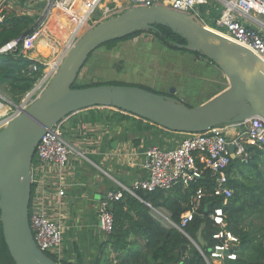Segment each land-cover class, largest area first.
<instances>
[{"label": "water", "instance_id": "water-1", "mask_svg": "<svg viewBox=\"0 0 264 264\" xmlns=\"http://www.w3.org/2000/svg\"><path fill=\"white\" fill-rule=\"evenodd\" d=\"M153 24L167 26L181 35L186 43H175V47L201 53L221 70L228 85L196 106L138 86L72 87L95 49L133 32L151 29ZM170 93L175 89L171 88ZM91 107L120 109L182 133L204 132L253 116L264 120V63L247 47L202 25L190 14L163 5L128 7L87 28L66 47L42 91L0 128V225L15 264H61L38 248L30 229V167L35 146L46 128ZM195 249L192 243L182 263L193 264Z\"/></svg>", "mask_w": 264, "mask_h": 264}, {"label": "built area", "instance_id": "built-area-1", "mask_svg": "<svg viewBox=\"0 0 264 264\" xmlns=\"http://www.w3.org/2000/svg\"><path fill=\"white\" fill-rule=\"evenodd\" d=\"M12 1L15 0H0V23L5 16L1 11L3 5ZM30 1L44 3L42 21L55 9L67 11L73 6L79 9L85 7L84 12L79 14V20L76 19L75 31L69 36L67 46L79 36L80 30L82 32L85 26L93 21L97 23L108 15H117L128 7L163 5L190 14L202 25L247 47L264 63V0H218L221 8L214 7L218 14L212 26H208L197 11V7L207 5L208 0H127L126 3L122 0ZM248 23H253L255 26ZM27 38L28 36L18 37L7 41L0 46V54L16 53L20 49L19 54L28 58L25 53ZM61 55L47 62L39 60L43 69L31 89L18 102H14L10 96L0 91V128L11 117L23 112L42 91ZM37 71L38 64L33 62L22 70V73L30 76ZM59 122L46 128L35 146L30 167L32 190L29 203V225L34 241L42 252L53 255L57 262L64 259L62 245L65 229L63 220L66 214L64 211L66 170L69 159L74 153L83 156L64 138ZM232 129L234 133L231 134ZM262 144H264V120L259 116L238 123L217 125L204 132L184 133L174 147L148 146L144 151V167L148 176L133 181L130 188L123 187V189L137 196L136 191L166 190L177 183L189 185L203 178L207 173L211 187L199 186L195 189L191 197V207L181 214L179 223L173 222L168 213L166 215L167 225L164 226L176 228L184 233L183 228L193 219L205 198L217 197L222 199V205L228 203L233 195L227 173L232 159L238 158L242 164H248L252 160L251 148ZM230 147H233V151H230ZM121 197L120 190L110 192L99 203L97 214L99 227L106 235L110 234L113 224V212L109 207V200H118ZM146 204L158 216L161 215V211L157 208ZM225 215L222 206L214 207L209 214V219L216 229L211 234L214 244L207 252L192 242L206 264H213L212 261L216 259L237 258L239 238L228 229Z\"/></svg>", "mask_w": 264, "mask_h": 264}, {"label": "trees", "instance_id": "trees-1", "mask_svg": "<svg viewBox=\"0 0 264 264\" xmlns=\"http://www.w3.org/2000/svg\"><path fill=\"white\" fill-rule=\"evenodd\" d=\"M23 1L27 0H20V2ZM2 14L5 16L0 23V46L11 39L29 36L35 29L39 28V23L34 21L33 16L15 15V13L6 14L5 11H2ZM143 31L152 33L169 48L183 50L205 58L199 52H191L175 47V43H186V41L181 35L160 24H153L151 29L136 31L126 37L106 42L103 45L111 46L120 40L134 37ZM19 50L16 53L0 54V88L8 92L14 102H18L31 89L43 69V65L39 61L22 56L19 54ZM33 62L38 64V71L30 76L24 75L22 70ZM97 84L99 83L80 82L77 77L72 87L82 88ZM84 111L83 119L85 121L102 123L110 128L126 121L129 124L124 129L130 132L147 131L152 124L146 119L111 107H91ZM256 156L257 154H252L247 177L253 167L257 166ZM239 164L238 158L232 159L227 173L231 166ZM256 176L260 175L257 173ZM199 186L211 187L207 173L203 178L197 179L189 185L177 183L166 190L137 191L136 194L142 201L151 206L166 210L170 219L175 223H179L181 214L190 209L191 197ZM233 187L235 191H233V195L226 205H222V199L220 198H205L199 210L194 214L193 219L183 228L185 234L176 228L162 225L159 220L152 216L150 208L132 195L126 193L124 194V197H126L124 200L123 198L113 200L110 206L113 212L112 230L92 264H184L182 263L183 257L188 254L192 242H195L203 251L207 252L214 244L211 234L216 228L209 219V214L214 207L222 206L227 215V220L232 218L235 221V215L238 214H255L264 219V185L258 182L245 184L236 182ZM242 193L246 195L244 200L239 202ZM247 194H249V199L246 198ZM228 229L239 237L240 244L237 248V258L235 260L224 259V264H264V224L260 225L259 230L254 233L238 228L233 229L229 226V222ZM105 248H108V250H105ZM48 256L57 261L53 255L48 254ZM192 259L193 264H206L197 249H195ZM58 262L61 264H83L79 259L73 263L64 260ZM0 264H15L4 243L1 225Z\"/></svg>", "mask_w": 264, "mask_h": 264}, {"label": "crops", "instance_id": "crops-1", "mask_svg": "<svg viewBox=\"0 0 264 264\" xmlns=\"http://www.w3.org/2000/svg\"><path fill=\"white\" fill-rule=\"evenodd\" d=\"M122 1L124 3L127 2V0ZM16 4L21 8V14L18 15L26 14L33 16L34 21L40 23L44 8L43 2L27 3V1H23L20 3V0H15L5 3L1 11H5L6 14L13 13L9 8ZM219 4L218 0H210L207 5H199L197 7V11L201 16L200 18L208 26L214 25V20L218 14L214 7H220L221 4L218 6ZM39 10L40 12H38ZM55 10L56 12L51 14V22H48L49 25L53 21L56 23L58 21L56 17L59 9ZM77 18L79 20L80 15ZM63 22L65 24L67 20L64 19ZM248 24L255 26L253 23ZM85 27L88 28V26ZM74 31L75 26L72 28V32ZM36 32L37 30L35 29L27 38L25 53L28 59L39 61L49 57V54L56 53L51 58L53 60L64 52L70 35L67 36L64 43L57 49L56 41L52 39V36L49 37L44 31ZM81 73L80 71L78 77L81 76ZM83 76H91L90 71H86ZM226 86L220 87L219 90L208 95L198 104L205 102ZM84 110L86 109L74 112L62 118L59 122L64 138L75 150L83 154L81 156L74 153L69 159L66 170L64 209L66 214L63 220L65 229L62 253L64 261L73 263L79 259L83 264H92L103 248L104 242L107 240V235L99 227L97 217L100 201L105 199L108 193L119 190L122 192L120 199L123 198L124 200L126 198L124 194L126 193L131 195L123 187L130 188L133 181L148 176V172L144 167L145 149L151 145L164 148L174 147L178 144L184 133L170 131L153 123L147 131L130 132L124 129L129 124L126 121H122L117 124L118 126L110 128L102 123L85 121L83 119L85 115ZM230 133H234V129ZM254 147L251 149L253 155L257 154L255 160L257 166L253 167L248 177V170L231 171L230 168L228 171L230 186L232 185L233 191H235L233 184L236 182H242L243 184L258 182L264 185V173L258 172L264 166V144ZM240 164L242 163L240 162ZM257 173L260 176L257 177ZM245 195V193L240 195L239 202L244 200ZM134 197L140 199L138 196ZM246 198L249 199V194H247ZM112 201L109 200V207ZM235 216V221L232 218L230 220L226 219L227 225L229 222V226L233 229L238 228L254 233L259 230L260 225L264 224V219L255 214H238ZM105 250H108V248H105ZM214 264H222V262H215Z\"/></svg>", "mask_w": 264, "mask_h": 264}, {"label": "rangeland", "instance_id": "rangeland-1", "mask_svg": "<svg viewBox=\"0 0 264 264\" xmlns=\"http://www.w3.org/2000/svg\"><path fill=\"white\" fill-rule=\"evenodd\" d=\"M27 3H31V1L27 0ZM9 10L17 15L21 14V8L17 4L12 5ZM84 10L85 7L79 9L76 6H73L71 10L67 9V11L59 10L56 17L57 23L53 21L49 25L48 22H51V15H49L43 21H39L41 27L36 29V33L44 31L49 37L52 36L58 49L67 36L72 34V28L77 23V16ZM55 12L56 10L52 14ZM109 17L111 15L102 19ZM64 19L67 20L65 24ZM93 25H95L94 21L87 26L89 28ZM86 29L85 27L82 32L80 30L78 35H81ZM55 55L56 53L49 54V57L43 60L50 61ZM86 71H90L91 76H83ZM81 72V76L78 77L80 82L99 83L97 85L138 86L159 94L171 95L188 106L198 105L205 97L219 90L220 87L228 85L221 70L209 60L190 52L169 48L147 31L120 40L111 46L98 47L90 54ZM171 88L175 89V93H170ZM0 91L11 97L4 89L0 88ZM249 168V163L239 164L231 166V171H243L249 170ZM259 171L264 173V166ZM157 209L161 211V215L158 216L150 209L151 214L162 225H167V211L160 207ZM212 262L213 264L215 262L224 264L223 260L220 259Z\"/></svg>", "mask_w": 264, "mask_h": 264}]
</instances>
